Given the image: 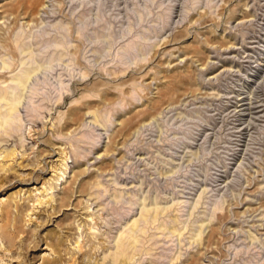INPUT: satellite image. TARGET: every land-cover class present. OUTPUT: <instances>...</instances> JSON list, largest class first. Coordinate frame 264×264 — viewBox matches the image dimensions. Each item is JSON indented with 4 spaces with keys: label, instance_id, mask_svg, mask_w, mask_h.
I'll return each instance as SVG.
<instances>
[{
    "label": "rangeland",
    "instance_id": "rangeland-1",
    "mask_svg": "<svg viewBox=\"0 0 264 264\" xmlns=\"http://www.w3.org/2000/svg\"><path fill=\"white\" fill-rule=\"evenodd\" d=\"M18 1L0 264H264V0Z\"/></svg>",
    "mask_w": 264,
    "mask_h": 264
},
{
    "label": "bare ground",
    "instance_id": "bare-ground-1",
    "mask_svg": "<svg viewBox=\"0 0 264 264\" xmlns=\"http://www.w3.org/2000/svg\"><path fill=\"white\" fill-rule=\"evenodd\" d=\"M29 0H19L18 1V5L16 6V10L18 7L21 8V5L22 4H26ZM32 3V2H31ZM41 5V4H40ZM15 9V8H14ZM27 9V8H26ZM21 10V9H20ZM19 10V11H20ZM18 11V12H19ZM30 11V9H29ZM24 12V10L22 11ZM26 12V11H25ZM29 13V12H28ZM34 13V12H33ZM35 14V13H34ZM35 69H25L24 71H22V73L18 76H16L14 79H11L14 84H22L24 81H26L28 78L30 79V75L32 74V72L34 71ZM29 82V81H28ZM27 82V83H28ZM26 84V82H25ZM24 84V85H25ZM19 87V86H18ZM17 95V94H16ZM16 95L14 92H12V88H11V91L9 93H6V92H3L0 94V100H4L5 104H7V108L3 111V112H0V126H3V125H7V126H10L12 122L15 121V119L17 118V116L15 115V109H16V105H17V108H18V104L19 102L16 101ZM18 102V104H16ZM74 109L75 108H71L69 110V117L71 118L72 115L75 114L74 112ZM16 111H18V109H16ZM94 113V112H93ZM95 115V114H93ZM96 118V117H94ZM97 120V119H96ZM122 136V135H121ZM109 153V152H108ZM107 153V154H108ZM13 151H9L7 152L5 155H4V158H8L10 156H12ZM15 155V154H14ZM10 168V167H9ZM11 169V168H10ZM81 171L77 170V171H74L73 173L74 174H78L80 173ZM79 176V175H78ZM68 197V194L67 193H64L59 199H58V202H57V207L58 209H60L59 207H61L62 205L63 206H66V199ZM68 201V200H67ZM11 207V206H10ZM63 208V207H62ZM9 215H10V209L8 208V204H5L3 207H2V210H1V214H0V220H1V224H0V233L2 235L3 238H7L9 241L10 239L12 238H8L10 236L7 235V234H4L7 232V228L10 226V220H9ZM145 217V216H144ZM143 217V218H144ZM148 217V216H147ZM146 218V217H145ZM149 218V217H148ZM146 218V220L148 219ZM152 219L151 221H154V215L151 216ZM149 221V220H147ZM150 222V221H149ZM152 223V222H151ZM13 224V223H12ZM149 224V223H148ZM14 226V225H13ZM133 226H137V224L133 225ZM135 228L136 227H130V230L127 231L126 233H121V235L118 237V245H117V248H116V252L113 254V259L116 260L117 262H121L122 264H126L129 260V255H128V248H129V245L134 242L135 243V240L137 239L136 238V234H135ZM161 228V227H160ZM11 229V228H10ZM17 229V228H16ZM138 229H142V228H139ZM17 232V231H16ZM9 233V232H7ZM5 235H7L8 237H6ZM199 236V235H198ZM10 237H13V236H10ZM125 240H130V242L128 244L124 243L123 241ZM23 241V240H22ZM28 241H30V238L28 239ZM9 243V242H8ZM31 243V242H29ZM22 244V243H21ZM12 246L13 244L11 243V240H10V244L9 246ZM27 245V244H26ZM36 246V245H34ZM13 250V249H12ZM11 252V251H10ZM12 253V252H11Z\"/></svg>",
    "mask_w": 264,
    "mask_h": 264
}]
</instances>
